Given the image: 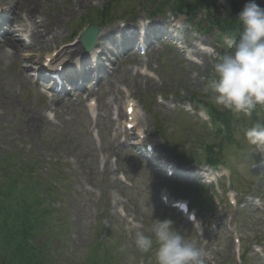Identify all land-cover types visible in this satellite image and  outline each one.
Here are the masks:
<instances>
[{
    "label": "rangeland",
    "instance_id": "obj_1",
    "mask_svg": "<svg viewBox=\"0 0 264 264\" xmlns=\"http://www.w3.org/2000/svg\"><path fill=\"white\" fill-rule=\"evenodd\" d=\"M13 1L10 0L9 6L14 4ZM214 1L221 5L224 0ZM256 2L264 8V0ZM41 3L36 13L37 22L47 24L61 20L58 29L60 38L48 50L45 46L38 47L25 33L22 34L25 24L21 22L24 17L22 13L19 17L8 15L9 7H3L5 19L14 21V27L22 31L21 36L11 41L23 40L24 44L31 42L34 46L20 50L18 57H0L1 173L15 175L17 170L24 167L31 168L32 176L45 186L58 184L60 178L65 181L60 191L54 188L53 195L54 200L60 202V210H63V217L58 216L63 222L62 229L56 225L57 222L53 225L55 231L60 232H65L63 226L71 225L67 247L72 250L85 249L86 240L91 239L88 231L95 227V218L100 217L102 222L97 227L96 236L102 238L107 233L104 238L106 246L116 247L113 264H129V257H134L131 264H155V244L151 252H139L132 243L130 222H139L144 229H148L152 220L159 218L170 219L174 228L195 240L206 253L205 264H243L233 255L229 234L222 227L223 217L229 216L231 229H236L241 240V253L248 252L244 264H264V168L259 165L253 146L244 138V130L252 125L251 118L243 116V131L234 129L230 139L218 134L225 139L221 141L215 135L217 133L207 132L197 116L187 114L184 109L190 97L212 95L206 89L211 82L208 80L215 77L216 55L206 57L203 65L196 67L175 49L159 43L146 58L129 57L128 49L118 53V43L116 46L114 44L117 36L113 41L109 37L116 33V27L128 33L131 26L145 24L144 16L140 13L129 20V16L138 7L141 8L145 0H41ZM109 9L112 22L98 27L96 14ZM152 19L159 22L164 20L166 24L172 22L170 15ZM175 22L176 29H180L176 32L178 38L185 39L191 46L202 44L212 49V39L201 34L190 35L182 19ZM88 23L98 25L99 34L101 31H113L109 37L98 41L101 47L98 51L105 54L104 58L102 53L99 54V59L106 68L101 76L99 91L70 93L64 97L63 103L51 105L54 96L52 100L47 99L32 86V82L37 80L35 72L39 63L61 44H68L76 50L82 48L71 34L80 36ZM121 23L128 28H122ZM7 28L5 26L3 29ZM152 28L156 29L157 26L153 25ZM7 39L10 38L4 35L0 41L8 42ZM7 49L10 48H0V54L11 56ZM23 56H33L32 62L23 63L20 59ZM143 68L152 72L155 80L141 75ZM87 95H94L98 99L95 122H92L86 110L84 98ZM159 97L162 98L160 104ZM130 98L138 103V109L141 108L140 126L150 134L159 159L172 161L178 167L205 166L206 157L202 151L206 146L212 147L215 156L225 164L216 169L225 168L231 172L236 200L240 203L238 208L227 207L224 203L221 209L218 202L222 197L215 196L212 203V199L205 198L202 190L196 193L193 183L184 182L180 176L166 181L153 163L147 162L137 153L138 150L131 149L129 144L133 136L128 138L122 133L121 120H112L123 115L124 103ZM209 102L214 103L212 98ZM112 111L114 115H111ZM49 114L54 118L51 119ZM236 117L241 118L242 115ZM255 117L256 122L264 123V108L258 106ZM93 127L98 131L97 137L93 136ZM233 141L239 142L241 147H236ZM217 145H220L221 156L216 151ZM118 174L125 175L131 187L120 183ZM162 187H167L172 200H185L192 207L194 204L200 205L204 199V204L200 206L204 209L193 208L199 212L205 238L196 239V233L175 212L160 203L159 190ZM121 212L126 217L121 218ZM256 250L261 252L257 253ZM140 257L146 261L143 263L140 260L138 263Z\"/></svg>",
    "mask_w": 264,
    "mask_h": 264
},
{
    "label": "clouds",
    "instance_id": "obj_2",
    "mask_svg": "<svg viewBox=\"0 0 264 264\" xmlns=\"http://www.w3.org/2000/svg\"><path fill=\"white\" fill-rule=\"evenodd\" d=\"M237 20L238 38L231 40V51L217 58L215 78L206 90L216 105L251 118L258 106L264 108V8L256 0H248ZM244 138L264 151V123L257 121L245 129ZM130 232L141 253L151 252L155 244V264H205L204 250L174 228L170 219H153L148 229L130 222ZM133 260L129 257V264Z\"/></svg>",
    "mask_w": 264,
    "mask_h": 264
},
{
    "label": "trees",
    "instance_id": "obj_3",
    "mask_svg": "<svg viewBox=\"0 0 264 264\" xmlns=\"http://www.w3.org/2000/svg\"><path fill=\"white\" fill-rule=\"evenodd\" d=\"M176 5L179 12L194 15L204 0H197L194 4L185 0H178ZM248 0H231L228 6L214 9L213 2L208 6V15L223 33L227 36L237 37L240 31V24L237 20L238 14L243 10ZM214 114L218 111L210 107ZM227 121L224 114H219ZM218 119V121H221ZM5 186L0 187V264H47L43 252L48 248V244L58 243V234L50 221L54 211L48 206L41 207L38 196L24 197V195H14L15 180H5ZM28 195V194H27ZM51 226V227H50ZM43 234L47 243L43 244L36 253L28 244L30 238L42 239ZM95 252L85 260H80L77 264H111L112 257L108 254L111 247H107L103 240L95 242ZM108 249V250H107ZM55 264H58L57 262Z\"/></svg>",
    "mask_w": 264,
    "mask_h": 264
},
{
    "label": "bare ground",
    "instance_id": "obj_4",
    "mask_svg": "<svg viewBox=\"0 0 264 264\" xmlns=\"http://www.w3.org/2000/svg\"><path fill=\"white\" fill-rule=\"evenodd\" d=\"M0 2L3 4L0 9L1 13V24H7L8 26V33L5 35L9 37L10 39H7V43L5 44V47L11 49V56L0 54V57L3 58H10V57H18L20 49L24 47V44L20 41L12 42L11 39L14 37H18L22 31L14 27V21H7L5 19V13L4 10L5 6L9 7L10 12H7L8 15H15L19 17V14L22 13L24 15L23 20L21 22L25 23L23 26V31H29V38L32 40V42L37 45L38 47H44L49 48L51 47L59 38L60 35L58 33V29L61 25V20L56 19L52 23L44 24L42 22H37L38 18L36 17L37 10L41 7L42 3L41 0H33V2L30 1H23L19 2L18 0H14L11 6L8 4L10 0H0ZM0 3V4H1ZM4 7V8H3ZM10 19L9 17H6ZM116 30V29H115ZM113 31L110 32H101L99 39H104L105 37H108L111 35ZM98 43V41H97ZM33 44V46H34ZM57 51V52H56ZM56 59H63V60H71L73 56L76 55L77 50H71L68 45H62L58 49L56 48ZM21 61L23 63H30L32 62L33 57L32 56H26L24 58H21ZM53 60V59H52ZM64 62V61H61ZM32 122V121H31ZM34 123V122H33Z\"/></svg>",
    "mask_w": 264,
    "mask_h": 264
},
{
    "label": "water",
    "instance_id": "obj_5",
    "mask_svg": "<svg viewBox=\"0 0 264 264\" xmlns=\"http://www.w3.org/2000/svg\"><path fill=\"white\" fill-rule=\"evenodd\" d=\"M92 32V37H94L96 35V31L94 29H91L88 31V33Z\"/></svg>",
    "mask_w": 264,
    "mask_h": 264
}]
</instances>
